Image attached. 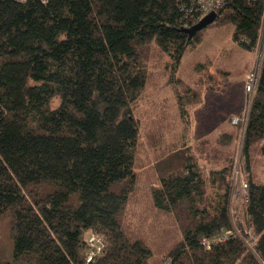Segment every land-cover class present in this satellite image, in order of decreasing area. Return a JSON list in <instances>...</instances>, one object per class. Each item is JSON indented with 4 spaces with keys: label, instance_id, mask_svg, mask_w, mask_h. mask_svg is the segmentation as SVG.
<instances>
[{
    "label": "trees",
    "instance_id": "16d2710c",
    "mask_svg": "<svg viewBox=\"0 0 264 264\" xmlns=\"http://www.w3.org/2000/svg\"><path fill=\"white\" fill-rule=\"evenodd\" d=\"M182 1L0 0V217L13 242L0 264H158L126 219L138 180L133 105L148 80L141 46L155 40L178 66L199 40L185 27L202 16ZM217 12L238 45L257 48L264 0H228ZM263 136L264 46L243 141L248 174L251 141ZM157 169L155 207L174 211L182 230L164 250L170 264L264 262V183L249 179L239 218L232 166L212 179V198L187 149Z\"/></svg>",
    "mask_w": 264,
    "mask_h": 264
},
{
    "label": "rangeland",
    "instance_id": "374dc122",
    "mask_svg": "<svg viewBox=\"0 0 264 264\" xmlns=\"http://www.w3.org/2000/svg\"><path fill=\"white\" fill-rule=\"evenodd\" d=\"M233 32L231 21L216 18L199 30V40L186 48L178 66H174L171 55L164 52L155 40L140 47L148 80L140 99L133 105L140 129L136 150L138 180L128 202L126 219L133 235L143 238L153 249V259L158 264L167 261L164 250L171 245L172 237H181L182 232L174 211L158 209L154 204L153 187L160 185L158 159L177 149H187L195 156L207 179L206 194L210 197L216 195L217 184H220H211L212 179L219 180L223 168L220 166H232L230 207L231 214L239 218H242L239 208L247 197L249 179L264 183V136L251 141L249 174L243 154L244 135L259 83L258 78L249 100L246 79L255 66L259 75L261 73L264 18L259 44L254 51L238 45ZM248 54L251 58L249 66ZM223 84L226 85L225 91L221 92ZM205 101L209 104L207 117L197 107L203 106ZM197 112L198 121L195 119ZM234 118H238L237 123ZM204 131L208 134L201 136ZM226 134L232 138L228 140ZM236 165L244 176L242 179L248 183L247 187L241 184V178L236 184ZM218 167L221 169H216ZM250 230L246 227L240 233L251 235L253 231ZM254 237L252 234L249 239L254 241ZM12 251L8 223L0 217V260H10Z\"/></svg>",
    "mask_w": 264,
    "mask_h": 264
},
{
    "label": "built area",
    "instance_id": "2783aa9c",
    "mask_svg": "<svg viewBox=\"0 0 264 264\" xmlns=\"http://www.w3.org/2000/svg\"><path fill=\"white\" fill-rule=\"evenodd\" d=\"M183 1H184V4H189V6L191 8L189 11H195L196 14H198L199 16H203V15H205L211 11H218V9L223 7L228 0H183ZM258 78H260V75L258 73L257 66H255L253 69H251L249 71V73L247 75V79H246V83H247L246 92H247V97L249 100H250V98H249L250 91H252V88H253V91H255V86H256V83L258 81ZM233 121L235 123H237L238 118H234ZM242 177L244 178L240 168L236 165L234 180H235L236 184H238V180L240 182V178H241V184H243L244 187H247L248 183L244 179H242ZM227 233L228 232H226V234ZM249 234H247V235L249 237H251V235H249ZM92 239L94 240L92 244H95L97 241H99V238L96 235H92L90 237V240L92 241ZM95 240H97V241H95ZM254 240H255V238H254ZM204 243L209 247L210 244L212 243V240L207 239L204 241ZM163 264H170V261L167 260Z\"/></svg>",
    "mask_w": 264,
    "mask_h": 264
},
{
    "label": "water",
    "instance_id": "95a60500",
    "mask_svg": "<svg viewBox=\"0 0 264 264\" xmlns=\"http://www.w3.org/2000/svg\"><path fill=\"white\" fill-rule=\"evenodd\" d=\"M217 16H218V12L217 11H211V12L205 14L204 16H202L197 23H195V24H193L191 26L185 27V30L190 35H193L195 32L199 31L203 27H205L208 24L212 23L217 18Z\"/></svg>",
    "mask_w": 264,
    "mask_h": 264
},
{
    "label": "crops",
    "instance_id": "0c3cea01",
    "mask_svg": "<svg viewBox=\"0 0 264 264\" xmlns=\"http://www.w3.org/2000/svg\"><path fill=\"white\" fill-rule=\"evenodd\" d=\"M238 44V43H237ZM246 57H248V64H247V66H249L250 65V62H251V58H250V56H249V54L248 55H246ZM246 71H247V69H245ZM227 71V70H226ZM245 71V72H246ZM196 72H198V70H196ZM221 85V84H220ZM219 85V86H220ZM225 84H223V86H221V88H220V91L221 92H224L225 91ZM215 94V93H214ZM203 100H204V98H203ZM208 100H209V104H210V98H208ZM209 104H207V102L205 101L204 102V104H203V106H197L198 108H200L201 109V111H203L204 113H206V117H207V112L206 111H208V108H209ZM199 115H198V112L196 113V116H195V119H196V121H198V117ZM195 121V122H196ZM208 133L206 132V131H204L203 132V134H201V136H204V135H207ZM226 136L228 137L227 139L228 140H230L232 137L231 136H228V134H226ZM225 164V163H224ZM221 168L222 167H224V166H220ZM220 167H218V168H216V169H219ZM220 168V169H221ZM212 185H214L213 183H211Z\"/></svg>",
    "mask_w": 264,
    "mask_h": 264
},
{
    "label": "bare ground",
    "instance_id": "6f19581e",
    "mask_svg": "<svg viewBox=\"0 0 264 264\" xmlns=\"http://www.w3.org/2000/svg\"><path fill=\"white\" fill-rule=\"evenodd\" d=\"M260 30V29H259ZM259 32V31H258ZM249 230V229H248Z\"/></svg>",
    "mask_w": 264,
    "mask_h": 264
}]
</instances>
